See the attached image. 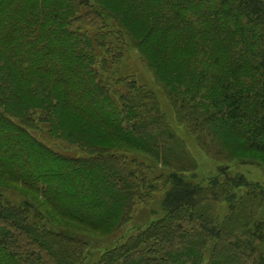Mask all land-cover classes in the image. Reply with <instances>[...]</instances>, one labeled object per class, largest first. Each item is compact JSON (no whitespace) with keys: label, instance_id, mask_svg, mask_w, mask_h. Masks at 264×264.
<instances>
[{"label":"trees","instance_id":"obj_1","mask_svg":"<svg viewBox=\"0 0 264 264\" xmlns=\"http://www.w3.org/2000/svg\"><path fill=\"white\" fill-rule=\"evenodd\" d=\"M106 14L199 145H217L222 161L264 163V0H0V179L105 236L130 219L136 200L149 199L143 188H155L151 165L122 152L145 155L173 169L156 176L164 214L92 264H264L254 245L264 240V217L251 212L264 208V190L250 183L237 200L242 181H188L192 169L171 158L188 157L183 143L154 93L114 68L127 38L107 27ZM85 22L102 26L92 33ZM39 125L84 155L53 151L30 132ZM223 202L231 204L221 218ZM30 207L0 191V264L83 262L88 242L33 223Z\"/></svg>","mask_w":264,"mask_h":264},{"label":"rangeland","instance_id":"obj_2","mask_svg":"<svg viewBox=\"0 0 264 264\" xmlns=\"http://www.w3.org/2000/svg\"><path fill=\"white\" fill-rule=\"evenodd\" d=\"M105 22L107 27L110 26L113 30H122L124 33L123 38H127V47L124 49L123 59L118 66H114V68H117L118 73L134 78L139 85L145 86L148 90L154 93L160 109L166 117L167 124L183 143V147L179 146V150L181 152L185 150V155L190 158V161L187 162L189 159L188 157L179 154L176 156L173 154L171 155L173 161L182 162L184 167L192 169L185 174L188 181L193 185L203 187L208 185L209 180L215 177H219L220 179L230 177L237 182L242 181V185L237 186L235 189L237 200H240V197L245 194L250 183L257 184L259 188L264 190V163L251 157L244 159L238 157L222 161V159L214 155V153H217L220 150V148H217V145H214L213 148H206L203 147V145H199L196 137L187 130L185 123L181 122L176 115L173 105H171L169 100L166 88L162 83L156 80V76L149 68L146 61H144V58L138 50L131 46L132 43L128 41V36L122 29L123 26H121V23L109 14H106ZM81 26H83V29H87V31L93 33L95 32V28L102 26V24L96 23L95 25L93 23L88 24L85 22L82 23ZM95 51L97 59L103 57V46L102 48L97 47ZM30 132L57 153L74 157L84 155L76 143H71L66 139L58 138L49 134L44 125L32 128L30 129ZM122 153L126 154L128 158L135 157L136 159L145 161L151 165V170L150 173L147 174V177L149 176L148 179L152 182L155 188L152 190L147 188V186L143 188L142 192L150 196L149 199L136 200L130 219L126 223H123L118 229L105 236L88 234L82 227L56 217L50 207L42 204L41 202L43 201L37 197L35 193L29 190L27 191V189L20 184L11 182V179L9 178H6L7 182L0 179V191L4 198L11 202V204H23L28 202V205L31 206L29 211L30 220L38 226H43L47 230L54 232H65L75 235L76 237L87 241L89 244V252L84 258V261L79 264H92L99 258L101 253L121 244L129 235L134 234L137 229L146 228L164 214L162 201L165 196V189L162 188V180L161 182L156 181V176L161 174V176L167 177L172 173L173 169L168 168L167 166H161L160 163L151 161L149 157L145 155L132 151ZM230 204V202H223L218 205V214L221 218L228 213ZM252 207L251 212L256 219L264 217V208H259L256 205H253ZM241 216L242 211L240 209L237 211L238 219H241ZM254 245H257V247L264 252V240L259 243L255 242Z\"/></svg>","mask_w":264,"mask_h":264}]
</instances>
